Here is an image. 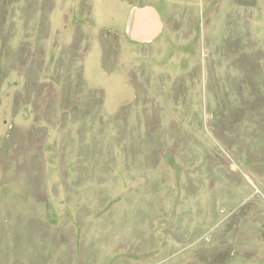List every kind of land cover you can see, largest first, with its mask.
I'll return each instance as SVG.
<instances>
[{
	"label": "rangeland",
	"instance_id": "374dc122",
	"mask_svg": "<svg viewBox=\"0 0 264 264\" xmlns=\"http://www.w3.org/2000/svg\"><path fill=\"white\" fill-rule=\"evenodd\" d=\"M0 264H264V0H0Z\"/></svg>",
	"mask_w": 264,
	"mask_h": 264
},
{
	"label": "water",
	"instance_id": "95a60500",
	"mask_svg": "<svg viewBox=\"0 0 264 264\" xmlns=\"http://www.w3.org/2000/svg\"><path fill=\"white\" fill-rule=\"evenodd\" d=\"M140 9V28H145V31L148 32L146 29H150L149 32L151 33H141L139 32L138 37L139 39H143V37L151 38L155 34H157L161 27H162V21L161 16L158 12V10L153 6H143ZM144 34V35H143ZM136 38V37H135Z\"/></svg>",
	"mask_w": 264,
	"mask_h": 264
},
{
	"label": "bare ground",
	"instance_id": "6f19581e",
	"mask_svg": "<svg viewBox=\"0 0 264 264\" xmlns=\"http://www.w3.org/2000/svg\"><path fill=\"white\" fill-rule=\"evenodd\" d=\"M139 13H140V9L135 7L133 12H132V14H131V17H130V29L129 30H130V34L132 36H135V35L139 34L138 31H137V29H138V27L140 25V15H139ZM146 30L148 31V32H146L147 34L151 33V32H149L150 29L149 30L146 29Z\"/></svg>",
	"mask_w": 264,
	"mask_h": 264
},
{
	"label": "crops",
	"instance_id": "0c3cea01",
	"mask_svg": "<svg viewBox=\"0 0 264 264\" xmlns=\"http://www.w3.org/2000/svg\"><path fill=\"white\" fill-rule=\"evenodd\" d=\"M129 29H130V23H129ZM137 31H138V33L139 32H143V33H146V31H145V28L143 27V28H140V27H138V29H137ZM144 35V34H143ZM137 38V37H136ZM147 37H143V39H139V40H145Z\"/></svg>",
	"mask_w": 264,
	"mask_h": 264
}]
</instances>
